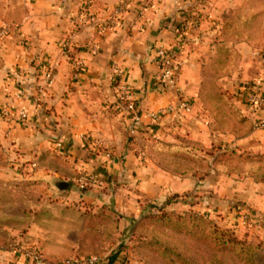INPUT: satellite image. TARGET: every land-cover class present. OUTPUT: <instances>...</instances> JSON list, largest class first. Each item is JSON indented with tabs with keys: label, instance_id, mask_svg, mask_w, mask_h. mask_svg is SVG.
Wrapping results in <instances>:
<instances>
[{
	"label": "crops",
	"instance_id": "crops-1",
	"mask_svg": "<svg viewBox=\"0 0 264 264\" xmlns=\"http://www.w3.org/2000/svg\"><path fill=\"white\" fill-rule=\"evenodd\" d=\"M2 1L9 22L0 19V28L6 25L9 32L0 38V108L10 115L0 117V139L21 163L34 162L28 167H39L37 175L45 173L51 181L59 178L69 184L66 191H55L60 200L51 201L46 209L43 201L33 203L39 210L31 214L33 223L24 244L40 247L48 260L57 262L69 255L70 237L82 232L84 214L92 208L115 209L121 217V233L132 229L148 204L172 197L180 201L178 204L200 209L203 203L192 206L189 202L204 194L210 200L218 197L221 207L231 210V219L237 215L232 205L241 206L239 215L249 210L261 222L259 233L264 239L263 180L183 174L180 167L157 159L152 141L143 140L145 131L155 137L161 133V128L150 125L147 113L178 100L175 90L156 80L160 48L181 47L179 86L183 96L195 100L196 110L204 101L209 73H228L226 62L222 71L214 69L215 60L241 58L243 46L253 47L261 63L249 79L254 77L250 85L261 86V103L254 110L247 109L250 85L243 82L237 87L240 96L235 104L222 102L221 108L233 111V106L253 124L256 118L264 117V0H129L117 28L105 35L92 28L82 29L66 51L61 49V41L74 32V19L85 0ZM93 1L96 13L104 17V9L114 8L122 0ZM203 57L209 60L206 71L200 61ZM79 61L84 62V69L76 78L74 68ZM114 66L121 82L132 88L141 113L138 123L118 99L111 80ZM48 69L54 74L51 85L46 82ZM214 105L207 107H212L213 120L219 122ZM22 111L28 115L26 120L20 117ZM171 119L162 118L159 127ZM179 121L181 132L191 131L190 137L196 135L193 139L205 138L204 126H195L198 120L194 113ZM123 131L132 138L125 144ZM262 132L256 130L255 134L262 136ZM84 136L97 140L102 148L83 142ZM57 143L67 154L61 166L62 162L51 157L57 154ZM105 152L112 154L111 159ZM81 173L105 179V188L81 189L77 182ZM206 211L211 210L208 207ZM77 248L75 244L73 249ZM14 249L0 247V264L18 262Z\"/></svg>",
	"mask_w": 264,
	"mask_h": 264
},
{
	"label": "rangeland",
	"instance_id": "rangeland-1",
	"mask_svg": "<svg viewBox=\"0 0 264 264\" xmlns=\"http://www.w3.org/2000/svg\"><path fill=\"white\" fill-rule=\"evenodd\" d=\"M0 19L9 22L5 18L2 0ZM221 51L223 52L222 48ZM240 51L241 58L215 60L214 69L222 71L226 62L228 73L215 76L208 69L210 73L206 77L204 101L202 105L198 101L200 107L196 110V102L192 101L194 117L200 121L195 126H204V139H193L196 135L190 137L191 131L181 132L183 125L172 119L165 125H157L161 128L157 137L143 132L146 134L143 140L152 141L155 157L167 166L180 167V173H197L202 178L204 174H228L237 178L245 176L264 181V130L261 131L262 136L255 134L253 122L242 111L238 115L231 109L227 111L221 108L222 102L235 104L236 98L240 96V92L236 91L237 87L242 86L243 82L250 85L254 78L249 79L250 74L257 72L260 67L261 58L255 55L253 47L243 46ZM200 61L204 62L206 71L209 60L203 57ZM210 103L217 107L215 112L218 113L219 122L213 120V109L207 107ZM191 120L194 119L188 121ZM203 131L200 133H204ZM122 136L124 144L132 140L126 131H123ZM57 154H51V157L62 162L61 166L63 157ZM33 163H21L0 139V247L28 246L24 244V237L32 227L31 214L39 210L38 205L33 203L36 200L43 201L46 209L51 201L60 200L55 191H61L54 185V181L60 179L51 181L45 173L37 175L39 167H28ZM208 196L198 195L196 199L190 200L192 206L203 203L200 209L185 207L178 204V200L170 206H165V202L148 204L129 232L124 230L120 233L121 217L112 208L117 216L114 220L111 218L98 240L95 249L100 246L99 253L93 254L105 264L112 252L119 251L121 254L116 264H264V239L259 233L261 222H257L249 210L239 215L240 205H232L237 215L231 219V210L225 211L219 204L218 197L210 200ZM204 197L205 199H201ZM208 207L211 210L209 212L206 211ZM172 210L178 211V214L168 213L173 216L160 221L143 220L148 215L159 216L162 212ZM70 256L73 255L64 258Z\"/></svg>",
	"mask_w": 264,
	"mask_h": 264
},
{
	"label": "built area",
	"instance_id": "built-area-1",
	"mask_svg": "<svg viewBox=\"0 0 264 264\" xmlns=\"http://www.w3.org/2000/svg\"><path fill=\"white\" fill-rule=\"evenodd\" d=\"M130 1L122 0L116 7L104 9L106 15L104 17H99L98 13L94 10L95 4L93 0H85L84 4L81 6L76 18L74 19V32L68 37L61 41L60 47L62 50H69L72 46L73 37L82 29L92 28L100 35H105L110 29L117 28L121 22V18L124 12L129 8ZM9 32L6 25H2L0 28V38H5ZM180 46H175L171 49L160 48L157 52L159 71L156 75L157 82L167 88L175 90L178 94V100L171 103L166 108H161L155 112H148L147 117L150 121L151 126H157L162 118L170 117L172 120H177L174 122H179L180 118H185L191 116L194 113V104L192 100L186 98L182 95L181 88L179 86V77L177 73L178 58L181 52ZM84 62H77L74 68V77H79L83 72ZM46 82L48 85L53 84L54 74L53 71L48 69L45 71ZM120 73L116 66L113 67V73L111 76L112 83L117 89L118 99L126 105L128 111L132 113L133 121L135 123L140 122L141 113L137 110L135 106V99L132 93V88L126 85L120 80ZM261 86L258 84H252L248 87L246 91V105L248 110H254L261 103ZM10 113L6 110L0 108V116L7 117ZM20 117L23 120L28 118L25 111L20 113ZM209 125V122H206ZM254 127L256 130H264V117L256 118L254 121ZM83 142L91 143L93 147L102 148V145L97 140L92 141L87 136L82 137ZM56 151L62 157H67L62 144H56ZM112 154L110 152H105V157L111 159ZM35 167V166H34ZM78 185L81 189L87 190L91 188L103 189L106 186L105 179L97 176L96 174L81 173L77 180ZM16 254L20 259H23L22 263L20 259L16 264H45L48 263L42 251L37 246H17L15 249ZM50 264V263H48ZM60 264H103V260L98 256H89L85 258H71L66 259Z\"/></svg>",
	"mask_w": 264,
	"mask_h": 264
},
{
	"label": "trees",
	"instance_id": "trees-1",
	"mask_svg": "<svg viewBox=\"0 0 264 264\" xmlns=\"http://www.w3.org/2000/svg\"><path fill=\"white\" fill-rule=\"evenodd\" d=\"M233 111L236 114H239V111L237 108L232 106ZM242 113V112H241ZM174 202H178L175 200V198L170 197L168 200L165 201V206H170ZM168 213H177L175 210H172L167 213H163L159 216H147L146 218H143V220H162L163 218H169L173 215H170ZM84 224L82 232L79 235H75L70 237V243L72 245H68V254H72L73 256H70L69 258H62L58 260L57 262H53L48 260L45 256V260L50 264H60L66 259L71 258H85L89 256H97L93 253H99L100 246L95 249V247L98 245V240L102 237L103 232L105 228L108 226V224L111 222V218H114L117 216L115 211L110 208L109 206H102L98 208L97 210H94L93 208L91 210H88L84 214ZM186 215V214H185ZM177 217V216H176ZM178 218V217H177ZM179 219V218H178ZM77 245V250L73 249V246ZM36 246V245H35ZM40 249V247H38ZM41 250V249H40ZM42 251V250H41ZM98 251V252H96ZM43 253V251H42ZM121 252L118 253L112 252L110 256L106 258V264H116L119 261ZM44 255V253H43Z\"/></svg>",
	"mask_w": 264,
	"mask_h": 264
},
{
	"label": "water",
	"instance_id": "water-1",
	"mask_svg": "<svg viewBox=\"0 0 264 264\" xmlns=\"http://www.w3.org/2000/svg\"><path fill=\"white\" fill-rule=\"evenodd\" d=\"M54 185L60 190V191H66L69 187V184L67 182L56 180L54 181Z\"/></svg>",
	"mask_w": 264,
	"mask_h": 264
}]
</instances>
